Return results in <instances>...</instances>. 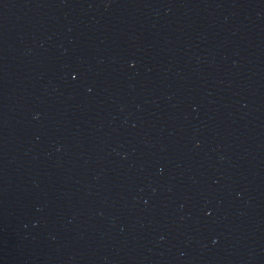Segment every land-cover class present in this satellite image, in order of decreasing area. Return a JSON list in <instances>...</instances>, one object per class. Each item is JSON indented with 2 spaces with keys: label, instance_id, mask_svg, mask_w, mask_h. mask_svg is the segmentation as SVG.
I'll return each mask as SVG.
<instances>
[{
  "label": "water",
  "instance_id": "95a60500",
  "mask_svg": "<svg viewBox=\"0 0 264 264\" xmlns=\"http://www.w3.org/2000/svg\"><path fill=\"white\" fill-rule=\"evenodd\" d=\"M0 264H264V0H0Z\"/></svg>",
  "mask_w": 264,
  "mask_h": 264
}]
</instances>
